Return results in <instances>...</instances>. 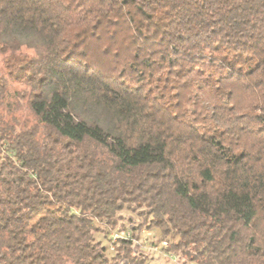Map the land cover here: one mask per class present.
Returning <instances> with one entry per match:
<instances>
[{
  "label": "trees",
  "instance_id": "1",
  "mask_svg": "<svg viewBox=\"0 0 264 264\" xmlns=\"http://www.w3.org/2000/svg\"><path fill=\"white\" fill-rule=\"evenodd\" d=\"M0 56V264H264V0H0Z\"/></svg>",
  "mask_w": 264,
  "mask_h": 264
},
{
  "label": "rangeland",
  "instance_id": "2",
  "mask_svg": "<svg viewBox=\"0 0 264 264\" xmlns=\"http://www.w3.org/2000/svg\"><path fill=\"white\" fill-rule=\"evenodd\" d=\"M2 71V59L0 56V72ZM123 217L128 218L132 217L133 222H139V218L128 212H124ZM115 232H109L108 238L114 240ZM108 238H104L102 234H97L96 239L100 240L103 244L108 245ZM171 241H165L161 239L160 233L157 230H143L140 235V238L137 242H134L135 249L147 256V264H182L179 262L175 256L171 253L164 251V248H167ZM111 252V251H110Z\"/></svg>",
  "mask_w": 264,
  "mask_h": 264
}]
</instances>
